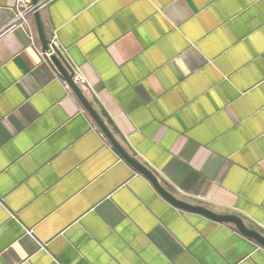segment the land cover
I'll use <instances>...</instances> for the list:
<instances>
[{
  "label": "crops",
  "instance_id": "crops-1",
  "mask_svg": "<svg viewBox=\"0 0 264 264\" xmlns=\"http://www.w3.org/2000/svg\"><path fill=\"white\" fill-rule=\"evenodd\" d=\"M16 3L0 0V264H264L255 241L174 207L120 156L35 17L13 24ZM39 13L133 158L176 198L264 235V0H48Z\"/></svg>",
  "mask_w": 264,
  "mask_h": 264
},
{
  "label": "water",
  "instance_id": "water-1",
  "mask_svg": "<svg viewBox=\"0 0 264 264\" xmlns=\"http://www.w3.org/2000/svg\"><path fill=\"white\" fill-rule=\"evenodd\" d=\"M37 2L38 0H32V3L34 5L37 4ZM34 17L36 21L38 36L43 46V50L46 52H50L51 42L48 40L46 36L40 18L39 10L36 11ZM50 59L55 65L56 69L58 70L60 76L68 83L74 94L78 97V99L82 103L87 113L90 115V117L99 127V129L105 135L107 140L115 147V149L118 151L120 156L127 163H129L137 172L145 176L164 199H166L170 204H172L176 208H179L182 211L202 215L210 219L211 221L217 223L232 224L241 235L255 241L260 247L264 248V235L257 230L247 227L244 221L239 216L235 214H226V215L216 214L204 207L186 203L185 201H182L176 198L174 195H172L163 185H161L158 178L152 171H150L147 167H145L140 161L133 158L126 151V149L116 140L115 136L110 131L108 126L105 124L104 120L96 112L93 105L86 98L82 89L74 83L73 81L74 72L67 65L65 66L61 62L60 60L62 59L61 56L56 52V54L52 55Z\"/></svg>",
  "mask_w": 264,
  "mask_h": 264
},
{
  "label": "built area",
  "instance_id": "built-area-1",
  "mask_svg": "<svg viewBox=\"0 0 264 264\" xmlns=\"http://www.w3.org/2000/svg\"><path fill=\"white\" fill-rule=\"evenodd\" d=\"M47 1L48 0H41V1H38L37 4L34 5V4H27L24 0H17L16 6H15V17H14L13 24L20 25V26L22 25L29 26L30 19L34 16L37 10H39L41 7H43L47 3ZM55 53H56L55 44L52 41L50 45V52L44 51V54L50 59V57L52 55H55ZM51 63L56 69L52 61ZM73 81L81 89L87 86V82L85 78L79 74L74 73ZM68 87L70 88L69 85Z\"/></svg>",
  "mask_w": 264,
  "mask_h": 264
}]
</instances>
